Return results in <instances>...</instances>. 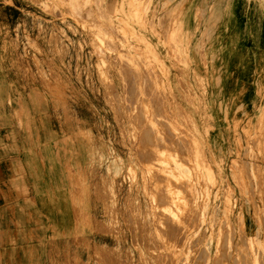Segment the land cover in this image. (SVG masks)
I'll list each match as a JSON object with an SVG mask.
<instances>
[{
    "label": "rangeland",
    "instance_id": "374dc122",
    "mask_svg": "<svg viewBox=\"0 0 264 264\" xmlns=\"http://www.w3.org/2000/svg\"><path fill=\"white\" fill-rule=\"evenodd\" d=\"M249 4L264 12V1ZM137 35L132 0H0V56L6 58L0 88L14 95L22 90L25 103L37 89L35 99L55 107L62 157L67 149L72 174L76 230L66 246L58 243L50 264H264V240L254 239L264 236V207L248 209L245 192L241 208L239 164L231 182L210 176L205 125L202 160H183L173 147L162 152L159 146L146 175L137 122L144 118L160 130L167 120L132 112V66L139 68L132 57L150 53ZM200 37L207 41L209 34ZM134 44L147 45L137 50ZM205 62L208 71L207 56ZM206 76L200 82L202 122L211 119ZM172 118L175 137L188 138ZM156 166L167 179L163 186ZM162 187L169 205L164 209L157 193Z\"/></svg>",
    "mask_w": 264,
    "mask_h": 264
},
{
    "label": "crops",
    "instance_id": "0c3cea01",
    "mask_svg": "<svg viewBox=\"0 0 264 264\" xmlns=\"http://www.w3.org/2000/svg\"><path fill=\"white\" fill-rule=\"evenodd\" d=\"M263 1L132 0V34L146 39L153 54L132 57L139 67L132 66V112L138 108L141 114H154L156 121L167 120L160 130L144 118L137 122L139 143L146 146V175L149 162L158 161L159 146L162 152L173 147L183 160L201 159L205 125L210 176L231 182L232 167L239 164L235 175L241 208L245 209V192L251 196L248 209L264 207V12L249 4ZM201 33L209 34L207 41L201 40ZM234 33L228 39L227 34ZM217 34L224 35L217 39ZM5 59L0 56V65ZM205 74L211 119L202 122L200 82ZM38 92L33 89L32 99L25 103L22 90L14 95L0 88V264H50L58 243L66 246L76 230L67 149L62 157L55 107L42 106L35 99ZM172 117L178 130L187 129L183 133L188 138L175 137ZM68 136L65 131L64 140ZM155 170L163 186L167 179L158 175V166ZM157 193L160 207L168 208L166 189ZM162 217L168 224V217ZM248 217H253L252 211Z\"/></svg>",
    "mask_w": 264,
    "mask_h": 264
},
{
    "label": "bare ground",
    "instance_id": "6f19581e",
    "mask_svg": "<svg viewBox=\"0 0 264 264\" xmlns=\"http://www.w3.org/2000/svg\"><path fill=\"white\" fill-rule=\"evenodd\" d=\"M234 5V4H233ZM231 30V29H230ZM232 31V30H231ZM232 33V32H231ZM237 35V34H236ZM249 36L251 37V34H249ZM227 37H228V39H233L234 37H235V33L234 34H227ZM230 41V40H229ZM235 41V40H234ZM234 45V44H233ZM231 46V45H230ZM250 49V48H249ZM245 53H247V52H245ZM243 55V54H242ZM248 58V57H247ZM247 61V60H246ZM106 81V80H105ZM127 83V82H126ZM153 83V82H152ZM112 84V83H111ZM130 84V83H129ZM145 85H147V84H145ZM134 86V85H133ZM147 87V86H146ZM145 87V88H146ZM152 90H153V88H152ZM151 90V91H152ZM117 93V92H116ZM148 96V95H147ZM139 97V96H138ZM150 97V96H149ZM153 97V96H152ZM145 99V98H144ZM150 99V98H149ZM132 101V100H131ZM173 101V100H172ZM118 103V102H117ZM149 103H150V101H149ZM145 104V103H144ZM166 105V104H165ZM148 107V106H147ZM152 107V106H151ZM138 109V108H137ZM154 109V108H153ZM139 115V114H138ZM148 115V114H147ZM133 116H134V113H133ZM163 118V117H162ZM141 119V118H140ZM143 119V118H142ZM155 120V119H154ZM158 122V121H157ZM139 125V124H138ZM144 125V124H143ZM149 130V129H148ZM153 130V129H152ZM149 133V132H148ZM157 134V133H156ZM170 134V133H169ZM149 136H150V134H149ZM159 136V135H158ZM156 138V137H155ZM158 138V137H157ZM172 138V137H171ZM178 139V138H177ZM155 140V139H154ZM167 140V139H166ZM174 140H176V139H174ZM178 141V140H177ZM146 142V141H145ZM144 142V143H145ZM156 143V142H155ZM157 144V143H156ZM172 144V143H171ZM154 145V144H153ZM144 146V145H143ZM180 146V145H179ZM146 147V146H145ZM143 148V147H142ZM141 149V148H140ZM161 149V148H160ZM182 149V148H181ZM155 150V149H154ZM176 151V150H175ZM185 151V150H184ZM178 154V153H177ZM181 154V153H180ZM184 154V153H183ZM186 154V153H185ZM145 155H146V153H145ZM181 157V156H180ZM190 157V156H189ZM191 160V159H190ZM142 163V162H141ZM166 170V169H165ZM133 175V174H132ZM135 178V177H134ZM143 179V178H142ZM135 180V179H134ZM163 180V179H162ZM154 181V180H153ZM175 182V181H174ZM151 184V183H150ZM158 184V183H157ZM202 184V183H201ZM160 190V189H159ZM186 190V189H185ZM178 191V190H177ZM155 198V197H154ZM174 198V197H173ZM181 198V197H180ZM202 200V199H201ZM186 203V202H185ZM155 204V203H154ZM174 205V204H173ZM169 206V205H168ZM157 207V206H156ZM175 207V206H174ZM192 208V207H191ZM193 209V208H192ZM156 211V210H155ZM197 212V211H196ZM185 214V213H184ZM189 214V213H188ZM192 221V220H191ZM139 223H140V221H139ZM156 223V222H155ZM174 223H176V222H174ZM148 224V223H147ZM169 226H170V224H168ZM188 225H190V224H188ZM140 227V226H139ZM168 228V227H167ZM172 228V227H171ZM179 228V227H178ZM245 229V228H244ZM184 232V231H183ZM175 233V232H174ZM177 233V232H176ZM185 233V232H184ZM166 236V235H165ZM174 236V235H173ZM176 237V236H175ZM141 239V238H140ZM171 241V240H170ZM184 241V240H183ZM183 243V242H182ZM178 245V244H177ZM228 245V244H227ZM188 246V245H187ZM237 249V248H236ZM225 252V251H224ZM236 252V251H235ZM186 253V252H185ZM113 254V253H112ZM181 261H183V260H181ZM195 261V260H194ZM114 262V261H113ZM171 262V261H170ZM174 262V261H173ZM169 263V262H168ZM115 264V263H114ZM181 264V263H180ZM204 264V263H203Z\"/></svg>",
    "mask_w": 264,
    "mask_h": 264
}]
</instances>
